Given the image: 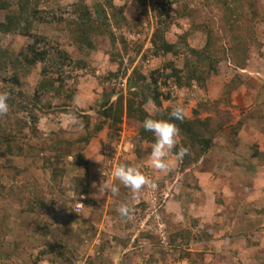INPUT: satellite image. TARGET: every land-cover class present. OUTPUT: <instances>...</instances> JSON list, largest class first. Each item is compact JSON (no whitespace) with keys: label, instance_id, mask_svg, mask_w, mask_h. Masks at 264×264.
I'll use <instances>...</instances> for the list:
<instances>
[{"label":"rangeland","instance_id":"1","mask_svg":"<svg viewBox=\"0 0 264 264\" xmlns=\"http://www.w3.org/2000/svg\"><path fill=\"white\" fill-rule=\"evenodd\" d=\"M77 1L8 0L0 10V22L15 14L70 57L44 77L42 63H24L33 36L0 30L8 53L0 91L15 102L2 123L8 141H0V264H264V88L255 92L264 83L256 75L264 72V0L253 39L234 51L243 78L222 70L207 88L188 76L192 50L234 49L219 15L205 12L210 0H85L92 20L99 5L125 16L92 35V47L71 35ZM12 75L19 84L4 80ZM43 80L52 83L38 92ZM177 104L210 127L201 137L213 141L202 150L179 134L177 148L189 153L163 173L150 166L153 134L140 131L150 113L169 117ZM94 159L136 166L157 188L104 194L93 187L102 179ZM121 202L132 208L128 218L116 211Z\"/></svg>","mask_w":264,"mask_h":264},{"label":"trees","instance_id":"2","mask_svg":"<svg viewBox=\"0 0 264 264\" xmlns=\"http://www.w3.org/2000/svg\"><path fill=\"white\" fill-rule=\"evenodd\" d=\"M85 0H79L73 5V13L80 15L79 19H75L72 21L70 29H71V35L73 39L76 42L86 44L87 47H92V35L96 34L97 32L101 33L103 29L110 23L111 19L113 23L116 25L121 23V19L125 20V16L122 17L121 14L123 13L120 11L121 9L119 7H116L115 5L111 4L109 8H105L103 5H99L97 9V16L96 19L92 20L91 11L88 6L85 5ZM211 5H209V9L205 12L213 14V17L216 15H219V20L216 21L219 25V29L222 30V33L225 37L229 39V42L232 44L233 48L232 50H228V48H225L224 46L219 51H213L211 52V47L206 45L202 49H193V59L196 61H190L188 63V67H190L189 71V78L196 77L198 78L202 83L203 87L206 86L207 83L211 81V76L217 75L222 70H231L232 73H239V75L243 78L242 72L240 71L241 67H238L236 65H239V61L235 58V49H238V51L243 50L244 46H247L250 41L253 39L254 36V30H253V22L258 17L260 13V8L258 5L257 0H210ZM9 3L8 0H0V10L9 9ZM107 10H111V17H109V13ZM197 11L196 8H193L191 11V14L194 15V13ZM199 12H204V10L201 8L199 9ZM202 14V13H201ZM23 19V18H22ZM215 19V18H214ZM18 16L15 14L8 13L6 15L5 21L0 22V30L5 32H11V31H20L22 30L24 35L27 36H33L34 42L28 46L29 53L24 54V60L26 64H35L36 62L42 63V73L44 74V77L48 75L52 70L58 71V68H63L64 64L68 60L69 54L62 50L61 47H59L56 44H52L51 42L45 40L41 36L29 34V29L24 26L22 28L21 22L17 21ZM99 24V25H97ZM98 29V30H97ZM104 32L108 33L107 29H104ZM112 37H114L112 34H110ZM208 44V43H207ZM169 45H166V48H168ZM171 48V46H169ZM7 51H5L2 47H0V66L5 65L4 62L2 64V59L4 57H7ZM227 54L226 58L224 59L222 55ZM238 55V53H237ZM242 55V52L240 53ZM240 57V56H239ZM228 59L230 61L228 62ZM8 60V58H7ZM207 63V68L204 69L202 66L203 64ZM6 82L14 81L15 84H19L20 80L18 76L12 75L9 78H4ZM52 80H43L40 83V86L38 88V92L42 87H47L50 85ZM48 82V83H46ZM232 85L238 86L240 83L237 81L236 77L232 79ZM205 88V87H204ZM206 90V89H205ZM9 93H11L10 90H7ZM156 99V98H155ZM158 99V98H157ZM156 99V101H158ZM159 102V101H158ZM9 103V109L13 108L15 106V102L13 99L8 100ZM221 112V111H220ZM169 118L167 115L164 116V119ZM199 120V119H198ZM196 119H187L185 118L182 122L181 121H175V123L178 125L180 129V134L182 135L185 131V133H189V138H194L197 141H199L198 147L199 149H205L210 146L212 143V136H203L201 137L202 130L205 128V126L198 127L197 125L200 124ZM5 122V123H4ZM2 123L6 124L8 123V120L4 119V116H0V141L7 142L8 136L5 131V126L2 125ZM205 123V122H203ZM206 131H210V127L205 128ZM214 129V128H213ZM215 130V129H214ZM144 129L140 131L141 138H151V136H147ZM213 133V132H210ZM200 139V140H199ZM179 148V147H178ZM177 149H174L175 151H178ZM44 206V205H43ZM182 236H185V230L182 229ZM184 233V234H183ZM127 243V241L125 242ZM125 245V244H124Z\"/></svg>","mask_w":264,"mask_h":264},{"label":"clouds","instance_id":"3","mask_svg":"<svg viewBox=\"0 0 264 264\" xmlns=\"http://www.w3.org/2000/svg\"><path fill=\"white\" fill-rule=\"evenodd\" d=\"M9 95L7 90L0 91V116L6 115L9 111ZM168 115L169 118L164 119L156 118L154 114L150 113L142 122L143 129L151 132L155 138L150 150V166L163 173L171 172L175 165L189 153V148L183 145H180L178 151L174 152V149H177L179 145L180 134V129L175 121L182 122L186 118L185 109L177 104L172 107ZM72 120L74 123H78L75 115ZM94 160L102 165L98 169L102 179L98 186L94 182L93 187H98V191L104 194H118L120 185L130 189L133 195H138L145 187H150L153 190L157 188V184L136 166L121 163L111 167L102 159ZM116 211L121 217L128 218L132 213V208L128 203L121 202Z\"/></svg>","mask_w":264,"mask_h":264},{"label":"crops","instance_id":"4","mask_svg":"<svg viewBox=\"0 0 264 264\" xmlns=\"http://www.w3.org/2000/svg\"><path fill=\"white\" fill-rule=\"evenodd\" d=\"M256 75H258L259 77H261L262 79H264V72H262V73H257ZM256 88H257V90L255 91L256 92V96H257V94L259 95L261 92H262V88H264V83H262V84H260V86H256ZM264 106V105H263ZM261 107V106H260ZM262 111H263V109H262ZM256 121V120H255ZM257 122H259V121H257ZM260 123V122H259ZM261 125H258V127L260 128L259 129V131L260 132H262L261 133V137L259 136V134H258V131H257V136H259L260 138V141H259V143L262 145L263 143H262V140L264 139V129H262V128H264V123H260ZM254 139V138H253ZM250 141H253V140H250ZM264 142V141H263ZM264 145V144H263ZM229 200H233V198H231V199H229ZM229 200H228V202H229ZM234 200H235V198H234ZM228 208V207H227ZM232 208V207H231ZM224 211V210H223ZM203 215V216H202ZM201 216L202 217H204V218H206V216H205V214L203 213L202 214V212H201ZM233 218V219H232ZM201 219H203V218H201ZM204 220V219H203ZM216 220V219H215ZM228 220H237V217H228ZM205 221V220H204ZM217 221V220H216ZM216 221H214V223L216 222ZM202 223V222H201ZM207 224L209 223V222H206ZM229 224L231 225V223L229 222ZM232 227V226H231ZM230 228V227H229ZM226 241V240H225ZM221 242H223V241H221ZM47 261V260H46Z\"/></svg>","mask_w":264,"mask_h":264}]
</instances>
